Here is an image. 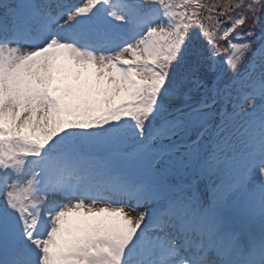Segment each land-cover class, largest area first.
Listing matches in <instances>:
<instances>
[{"label":"snow or ice","instance_id":"obj_1","mask_svg":"<svg viewBox=\"0 0 264 264\" xmlns=\"http://www.w3.org/2000/svg\"><path fill=\"white\" fill-rule=\"evenodd\" d=\"M262 18L0 0V264H264Z\"/></svg>","mask_w":264,"mask_h":264},{"label":"rangeland","instance_id":"obj_2","mask_svg":"<svg viewBox=\"0 0 264 264\" xmlns=\"http://www.w3.org/2000/svg\"><path fill=\"white\" fill-rule=\"evenodd\" d=\"M125 211L128 212L132 217H135L137 214L136 211H133L131 208H126Z\"/></svg>","mask_w":264,"mask_h":264},{"label":"trees","instance_id":"obj_3","mask_svg":"<svg viewBox=\"0 0 264 264\" xmlns=\"http://www.w3.org/2000/svg\"><path fill=\"white\" fill-rule=\"evenodd\" d=\"M261 24H262V25H264V18H262ZM256 31H257V32H259V31H260V29H259V28H257V29H256Z\"/></svg>","mask_w":264,"mask_h":264}]
</instances>
